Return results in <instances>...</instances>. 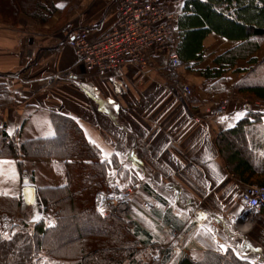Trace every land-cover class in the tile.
I'll return each mask as SVG.
<instances>
[{
  "label": "crops",
  "instance_id": "crops-1",
  "mask_svg": "<svg viewBox=\"0 0 264 264\" xmlns=\"http://www.w3.org/2000/svg\"><path fill=\"white\" fill-rule=\"evenodd\" d=\"M53 1L58 11L45 22L26 14L14 25L0 20V132L18 144L51 138L56 135L52 116L70 118L103 158L115 155L136 171L145 207L136 214L149 222L139 224L150 244L160 242L163 228H178L181 237L172 253L199 261L206 251L232 250L253 264H264V213L250 218L240 200L239 182L228 172L217 146L219 132L246 117L245 104L239 100L226 113L211 116L208 128L189 121L184 105L157 84L154 72L132 66L108 73L87 71L68 46L69 39L83 29L102 36L119 18L118 1ZM186 1L166 0L177 34ZM235 45L210 35L204 47L205 59L212 56L211 62L186 67V78L204 81L202 66L214 67L215 55ZM238 66L252 67L247 61ZM260 107L255 110L264 111V105ZM258 127L264 139V122ZM17 163L0 158V170ZM21 189L19 184L18 193L10 196L21 198Z\"/></svg>",
  "mask_w": 264,
  "mask_h": 264
},
{
  "label": "trees",
  "instance_id": "trees-1",
  "mask_svg": "<svg viewBox=\"0 0 264 264\" xmlns=\"http://www.w3.org/2000/svg\"><path fill=\"white\" fill-rule=\"evenodd\" d=\"M56 9L52 0H0V20L14 25L20 14H26L45 22ZM178 31L174 52L189 69L205 61L204 41L210 35L236 43L215 55L214 67L200 71L207 83V94L226 92L228 72L245 74L234 87L236 94L264 105V57H256L264 47V0H187ZM241 61L252 67L239 68ZM263 122L264 111L247 112L234 128L217 136L226 168L241 184L264 187V139L258 127ZM52 123L54 137L21 144L0 132V158L19 160L21 168L27 159L62 160L66 168V184L38 189L44 211L54 213L55 225L48 227L41 220L30 226L22 221L14 236L0 238V264H143L140 247L152 246L149 234L139 222L128 219L129 215L104 217L95 206L97 193L105 188L110 177L127 181L130 171L135 172L123 169L122 161L115 155L103 158L72 119L53 115ZM20 206V197L1 195L0 217L6 213L16 218ZM66 234H73L74 239L61 241ZM66 244L76 247L75 257L61 255V247ZM164 264L253 263L232 250L225 254L206 251L199 261L186 254L176 260L168 249L164 252Z\"/></svg>",
  "mask_w": 264,
  "mask_h": 264
},
{
  "label": "built area",
  "instance_id": "built-area-1",
  "mask_svg": "<svg viewBox=\"0 0 264 264\" xmlns=\"http://www.w3.org/2000/svg\"><path fill=\"white\" fill-rule=\"evenodd\" d=\"M117 1L119 18L102 36L93 37L91 31L83 29L75 32L69 39L68 46L76 54L79 63L89 72L108 73L126 66L153 72L156 68L155 58L165 54L168 62L158 70L159 74L166 78L168 90L184 105L190 122L212 128L210 117L226 113L229 100L224 99L216 104H195L191 88L179 80L178 70L184 63L174 52L178 34L173 26L174 16L166 6V0ZM257 105L258 103H246L245 109L252 112L260 106ZM22 175L24 181L29 180L27 171ZM238 189L240 200L250 218L264 210V187L238 183ZM131 203V189L122 187L109 186L95 198L97 211L104 217H127ZM21 211L23 221L32 223L27 215L36 216L35 211L28 206L21 207ZM171 235L178 239L180 230L172 229ZM156 264H162V261L158 259Z\"/></svg>",
  "mask_w": 264,
  "mask_h": 264
},
{
  "label": "rangeland",
  "instance_id": "rangeland-1",
  "mask_svg": "<svg viewBox=\"0 0 264 264\" xmlns=\"http://www.w3.org/2000/svg\"><path fill=\"white\" fill-rule=\"evenodd\" d=\"M22 1H31V0H22ZM53 4H54V1H53ZM56 11H58V10H56ZM0 19H2V18L0 17ZM221 48H223V47H221ZM260 52H261L260 56L262 59L264 57V47L261 49ZM159 56H161L160 60H159V58L156 57L155 61H154V66L157 69L155 68V70L154 71L152 70V71L158 75L157 76V81H158L157 84L164 86L168 89V87H167L168 82H167L166 78H164L163 75H160L159 74L160 71L158 70V69H161L162 67L165 66V64L168 62V60H167L168 57L165 54H160ZM210 57H208V59H205L206 62H204V64L211 62L212 56H210ZM158 60H159V62H158ZM164 61H165V63L162 65L161 63ZM208 65L207 66L203 65L202 66L204 68L203 70L207 69L209 67ZM120 70H122V69H120ZM138 71H140V70H138ZM178 71H179L178 73L180 76L179 80L182 83H184V85L191 88L192 94H193V102L195 104H198V105H205L206 103L216 104L218 102H222L224 99H228L229 100V106H228L227 111L230 109L231 105L234 102H237L239 100H240L239 101L240 103L242 102L241 104L249 103V104L256 105L258 103V105H260V106L263 105L262 103H260L259 101L255 100V99L240 98L236 94L234 87L239 81H241V79L244 78L245 74H235L233 72H228L227 76L229 77V81H228L229 83L226 85L227 86L226 92H224L222 94H207L206 91L204 90V87L207 85V83H205V80L201 81V82L199 81L198 83H196V81L189 80L188 78H186V76L188 75L187 71H189V69H187L185 65L182 68H179ZM142 72H144V71H142ZM260 106L257 108H261ZM257 108H255V109H257ZM258 110H261V109H258ZM210 122H211V120H210ZM212 132L215 134V131H212ZM14 160L16 161V163L20 162L19 160H16V159H14ZM33 160H37V159H33ZM25 162L26 161H24V167L23 168L19 167V165L17 163V165H15V167L11 166V167H6L5 169L0 170V176L1 175L3 176V174H4L3 178H5L4 181L2 182V184H1V178H0V191H6L5 194H7L8 196L16 195L18 193V185L21 184V187L23 188L24 176L22 175V173L24 171H27V173H28V179L30 180V185L34 186L37 191H38V188H36V187H41V188L42 187H58V186H62L64 184H66V168L64 166V163L59 164V163H57V161H54L51 165H46V164L40 165V164H32V163H28V162L25 163ZM122 165H123V169H127L130 171V169L123 162H122ZM17 167L19 168L20 172L18 171ZM130 173H131L130 174L131 178H129L127 181H123L121 179L122 177H110V179L107 180L105 188H108L110 186V187H122V188L131 189L132 203H131V210H130L128 219L135 220L137 222L145 221L142 217H139L136 214V211L138 212L144 207L143 198H142V194H141L142 190H141V186H140L141 181H140V178L137 175L136 171H135V174H133V172H131V171H130ZM133 177L136 180H134ZM2 193H4V192H0V194H2ZM2 195H4V194H2ZM260 214H262V213H259L257 215H260ZM22 215H23V213H22L21 209H19L18 215L16 218H10L6 213H4L0 217V238H10V237L14 236V234L21 227V222L24 219V218H22ZM27 216H28V218H35V215H33V214H30ZM255 217H256V215H255ZM42 218H43L42 220L45 221V223L47 224L48 227H53L56 223L53 211L42 212ZM145 222H147V221H145ZM147 223H149V222H147ZM34 224L35 223H33V222L27 223V225H30V226H34ZM81 224H83V223H81ZM89 224H90V226L94 225L93 223H90V222H89ZM17 225L19 226V228L16 229ZM162 230H163V233L159 237L160 242H154V244H152V246L140 247L141 257L143 258V264H156L158 259H160L162 261V264H164V252H165V250H168V249L172 250L173 245H175L178 242L179 238L181 237V236H179L178 239H174L171 235V229L163 228ZM57 235L59 237L61 236V234H57ZM72 235L71 234L62 235L63 239L61 241H65L66 239H69V240L74 239V236H72ZM174 242H175V244H174ZM22 248H23V246H22ZM61 248H62V250H61L62 256H67V257H75L76 256V247H74L73 245L66 244ZM180 255H178L177 252L173 253V257L176 260Z\"/></svg>",
  "mask_w": 264,
  "mask_h": 264
},
{
  "label": "water",
  "instance_id": "water-1",
  "mask_svg": "<svg viewBox=\"0 0 264 264\" xmlns=\"http://www.w3.org/2000/svg\"><path fill=\"white\" fill-rule=\"evenodd\" d=\"M28 183V182H26ZM21 199H22V208L28 206L35 211V218H31V222L38 223L42 218V212H44L43 205L38 195V191L35 189L34 186L26 185L21 190Z\"/></svg>",
  "mask_w": 264,
  "mask_h": 264
},
{
  "label": "snow or ice",
  "instance_id": "snow-or-ice-1",
  "mask_svg": "<svg viewBox=\"0 0 264 264\" xmlns=\"http://www.w3.org/2000/svg\"><path fill=\"white\" fill-rule=\"evenodd\" d=\"M62 6V5H61ZM242 115V114H237V118H239V116ZM102 211V210H101ZM223 248V245L221 246Z\"/></svg>",
  "mask_w": 264,
  "mask_h": 264
}]
</instances>
